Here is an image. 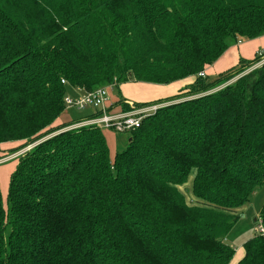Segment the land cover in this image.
Wrapping results in <instances>:
<instances>
[{"label":"trees","instance_id":"16d2710c","mask_svg":"<svg viewBox=\"0 0 264 264\" xmlns=\"http://www.w3.org/2000/svg\"><path fill=\"white\" fill-rule=\"evenodd\" d=\"M263 35L264 0H0V143L25 140L12 152L55 129L42 132L62 119L70 86L195 76L135 102L168 104L113 160L96 125L28 150L6 201L0 190V264H230L225 238L264 185V62L239 76L264 51L201 72L232 41ZM244 248L236 264H264L263 235Z\"/></svg>","mask_w":264,"mask_h":264},{"label":"rangeland","instance_id":"374dc122","mask_svg":"<svg viewBox=\"0 0 264 264\" xmlns=\"http://www.w3.org/2000/svg\"><path fill=\"white\" fill-rule=\"evenodd\" d=\"M263 64V59L261 61L255 60L252 64H246L247 66L243 69L244 71L239 75L242 76L243 74L249 72L250 70L260 66ZM205 70V69H204ZM204 70L201 72V74L204 75ZM200 74V75H201ZM214 76V75H211ZM231 80L230 82H232ZM171 84V83H170ZM170 84H145L144 82H137V81H128L125 83H120L118 86H111V84H106L109 90V97L111 96V101L115 100L117 97H119L121 94H124L127 96V98L132 99V100H139L138 98H141V96H149L152 93L156 92H170V90H174ZM144 85V86H141ZM147 85V86H145ZM171 88H167V87ZM223 86V85H221ZM219 86V87H221ZM151 87V88H150ZM218 87V88H219ZM73 89L72 86L69 87V91L66 93L70 94V89ZM76 89V88H74ZM153 89V90H152ZM65 95V96H66ZM164 106L168 104V102H161ZM135 105V103H133ZM124 105V104H123ZM123 105H121L119 108V112L128 110L130 108V103L128 104L129 108L127 109L126 107L124 108ZM137 106V104L135 105ZM163 107V106H162ZM109 108V107H108ZM101 112L100 107H88L85 110H80L77 108H67L65 107V111L63 113L62 120H69V121H76L79 120L75 123H72L70 125L64 126L61 125V117L58 118L50 127L45 128L42 132L45 133L48 129L55 128L53 131H50L48 134H45L43 137L38 139L35 142L27 144L25 147H22L18 151L12 152L13 148L17 147V145H25V140H17V141H22L16 146H10L9 142H3L0 143V190L2 192V197L3 201H6L7 194H8V188H9V182H10V177L15 170L17 163L19 159L32 147L35 145L43 142L44 140L57 135L61 133L62 131H67L70 129H73L75 124L78 122L89 118L88 116H91L93 113L98 114ZM117 112V113H119ZM65 121V122H69ZM98 128L102 129L103 134L106 138V142L109 147V154L110 158L113 160L115 158V155L117 152L122 151L127 147L128 144V135L129 131L126 132H117L112 129H107L103 127ZM192 181H193V176L191 175L188 179V181L181 185V189L183 190L184 194L186 197L191 198L192 197ZM264 204V185L258 188L254 194L252 195L250 201L246 203L243 207H240L238 209V214L240 215V220L239 222L234 226V228L231 230L230 233L233 237L238 238L242 234H244L243 238H249L252 236V233L250 236L246 235L249 230L255 229L256 233L257 227L259 222H262V220L258 219V222H256L254 219L255 217L258 216L260 213V210ZM6 205V204H5ZM259 217V216H258ZM264 224V223H263ZM246 229V230H245ZM255 233V234H256ZM248 236V237H247ZM233 247V246H232ZM235 248V247H233Z\"/></svg>","mask_w":264,"mask_h":264},{"label":"crops","instance_id":"0c3cea01","mask_svg":"<svg viewBox=\"0 0 264 264\" xmlns=\"http://www.w3.org/2000/svg\"><path fill=\"white\" fill-rule=\"evenodd\" d=\"M262 49H264V35L257 37V38H253V39H243V40H238V41H232L229 44V46L227 47V49L225 50V52L213 64L206 66V68L204 70V74L206 76H211V75H216V74H219L221 72H224L227 69L237 65L241 58H245V59L254 58L255 54L260 52ZM194 79H195V76H191V77L173 82L170 84V86H172V88L174 89L173 91L170 90V92H159V93L154 92L149 96H141V98H138L139 100H132V99L127 98V96H125L124 94H121L115 100L111 101L112 98L110 96L109 101H108V107H109L108 110L110 112H119L120 111L119 107L121 105L116 104V102L119 99H122L126 104H129V103H135V102H150V101L157 100L160 98L175 95L180 90H182L185 86L192 83L194 81ZM144 83L149 84L146 82H144ZM141 86H144V85H141ZM145 86H147V85H145ZM170 86L167 88H171ZM70 93L73 96H77L78 94H81L82 91L80 89H74V88L72 89L71 88ZM64 121H69V120H64ZM61 122H62V119H61ZM69 122H71V121H69ZM20 142H22V141H12V142H9V144H11L10 146L13 147V146H16L17 144H19ZM258 216H259V214H258ZM258 216L255 217V219H254L256 222H258ZM239 220H240V218H239ZM239 220L237 221V223L239 222ZM251 233H252V236H250ZM255 233H256V230L251 229L246 234V235L250 236L249 238H243L244 234H242V232H241V236L236 238V239H235V237H233L231 235L232 233H229L226 236L225 241L228 244H230L231 246L235 247V253H234V256H233L230 264H236L237 262H239L244 257V255H245L244 243L247 240H249L251 237H253L255 235Z\"/></svg>","mask_w":264,"mask_h":264},{"label":"built area","instance_id":"2783aa9c","mask_svg":"<svg viewBox=\"0 0 264 264\" xmlns=\"http://www.w3.org/2000/svg\"><path fill=\"white\" fill-rule=\"evenodd\" d=\"M263 51L264 49L260 52ZM62 82L66 83L64 79ZM108 101L109 90L107 86L98 87L94 90L78 94L77 96L67 94L64 97V103L67 108H77L80 110H85L88 107L101 108L99 114L78 122L75 124L74 128L96 125L117 132L131 131L139 127L147 116L155 113L159 108L164 106L162 103H151L140 106H135L133 103H130V108L128 110L117 113L108 110ZM257 231L264 236V224L262 222H259Z\"/></svg>","mask_w":264,"mask_h":264}]
</instances>
